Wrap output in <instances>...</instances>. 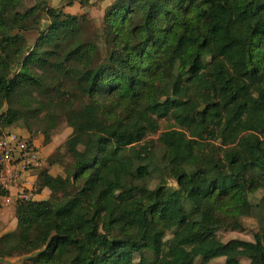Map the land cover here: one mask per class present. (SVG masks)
<instances>
[{
  "label": "trees",
  "instance_id": "16d2710c",
  "mask_svg": "<svg viewBox=\"0 0 264 264\" xmlns=\"http://www.w3.org/2000/svg\"><path fill=\"white\" fill-rule=\"evenodd\" d=\"M27 1L0 0V135H65L62 174L40 170L0 259L264 264V0H113L101 33L65 10L91 0ZM245 216L252 240L220 239Z\"/></svg>",
  "mask_w": 264,
  "mask_h": 264
},
{
  "label": "built area",
  "instance_id": "2783aa9c",
  "mask_svg": "<svg viewBox=\"0 0 264 264\" xmlns=\"http://www.w3.org/2000/svg\"><path fill=\"white\" fill-rule=\"evenodd\" d=\"M42 163L40 150L14 132L0 135V208L16 207L35 198L28 176Z\"/></svg>",
  "mask_w": 264,
  "mask_h": 264
},
{
  "label": "rangeland",
  "instance_id": "374dc122",
  "mask_svg": "<svg viewBox=\"0 0 264 264\" xmlns=\"http://www.w3.org/2000/svg\"><path fill=\"white\" fill-rule=\"evenodd\" d=\"M50 5L55 6H60L61 1L63 2L62 4H67L68 2L72 1V0H48ZM75 1V0H74ZM111 3L110 0H91V5L88 6L87 10H85V8H81L82 11L77 13V15H79L80 13H88L91 16V19H93L94 21V25L96 27V31L97 33H101L102 28H103V24H104V20H103V13L104 10L106 9V7ZM35 4L34 0H28L26 3V8L32 7ZM76 4H78L77 6H80V4L78 2H76ZM71 14V13H70ZM46 22H44L42 24V27H44L46 24ZM28 36L30 37V44H33L34 41L37 39L38 37V33L37 32H29ZM169 125L168 122L163 121L162 122V128H166ZM160 133H158L157 135L153 136V138L155 140H157V138L159 137ZM65 139V135H63V137L58 136L56 138V144L60 145ZM58 145V146H59ZM58 146L56 147V149L58 148ZM55 149V151H56ZM54 151V152H55ZM169 184L173 187H176L175 182L169 181ZM248 211L246 209H244V213H247ZM17 222V220H16ZM243 223L245 224L246 227V231L244 232H240V231H228V232H222L219 237L221 240L223 241H228L231 239H244V240H252V235L251 233L254 230L258 229L259 226V221L256 220L253 217H247L245 216L243 218ZM14 225H17L14 223ZM225 257H218L214 260H212L209 264H224L225 262ZM23 262V258H7V259H0V264H22ZM187 263V261H185ZM242 262L244 264H248V260L247 259H242Z\"/></svg>",
  "mask_w": 264,
  "mask_h": 264
},
{
  "label": "crops",
  "instance_id": "0c3cea01",
  "mask_svg": "<svg viewBox=\"0 0 264 264\" xmlns=\"http://www.w3.org/2000/svg\"><path fill=\"white\" fill-rule=\"evenodd\" d=\"M112 1L113 0H110V2ZM62 3L63 2L61 1L60 5H63ZM77 5L78 4L74 3L72 5L66 6V9H65L66 12L71 13V14H77L81 12L82 9H80V6H77ZM87 9L88 8L86 7L85 10ZM4 131L14 132L24 138L32 139L33 145L36 146L40 150L41 158H42L41 166L40 168H37L31 171L30 175L28 176V178L30 179V181L32 182L34 186H36L38 174L40 170H42L43 168L48 167L50 173L54 176L62 174L61 166L59 165L48 166V163H47L48 158L54 153L56 147L59 145V144L58 145L56 144V138L52 140V142L48 144H44L45 138H44V135L41 133H37L31 136V134L28 131L24 129H20L18 126H12V127L6 128ZM49 195H50V191L48 189H44L41 193H35L34 200L43 201V200L48 199ZM15 208H16L15 206L10 207V208H0V237L7 232L15 230L17 226V225H14V223L17 224L16 217H15Z\"/></svg>",
  "mask_w": 264,
  "mask_h": 264
},
{
  "label": "water",
  "instance_id": "95a60500",
  "mask_svg": "<svg viewBox=\"0 0 264 264\" xmlns=\"http://www.w3.org/2000/svg\"><path fill=\"white\" fill-rule=\"evenodd\" d=\"M203 109V108H202Z\"/></svg>",
  "mask_w": 264,
  "mask_h": 264
}]
</instances>
